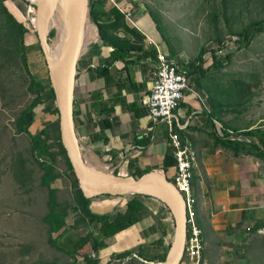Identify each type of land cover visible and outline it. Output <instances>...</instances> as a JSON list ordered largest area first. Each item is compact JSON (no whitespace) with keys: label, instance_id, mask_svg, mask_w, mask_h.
I'll return each mask as SVG.
<instances>
[{"label":"rangeland","instance_id":"obj_1","mask_svg":"<svg viewBox=\"0 0 264 264\" xmlns=\"http://www.w3.org/2000/svg\"><path fill=\"white\" fill-rule=\"evenodd\" d=\"M100 1L109 6L115 2L125 11H131L132 20H127V24L136 27L140 33L136 20L141 15L146 16L153 24V31L159 35L158 44L163 52L169 57L197 63V68L207 69L201 77L202 88L197 89L190 79L188 91L191 88L197 90L203 97L215 102L210 110L220 119L225 117L223 121L214 122L218 131L250 126L264 130V0ZM6 5L7 9L0 2V264H85V255L93 261L92 264L158 263L159 258L170 251L167 243H173V221H170L169 241L164 247L156 245L155 241L147 243L144 248L132 245L133 254L119 257L118 251H123L125 247L119 244L108 246L104 242L100 244L103 241L100 229L104 225L93 223L80 214L77 198L79 180L69 165L67 153H60L57 162L50 168L55 178L49 183L44 182V156L34 149L31 136L19 129L17 119L37 96L34 82L42 81L48 88L52 84L51 79L50 82L45 80L49 67L37 53L35 4L31 0H8ZM250 24L259 30L255 32L251 44L244 46V35L241 33ZM53 30L54 35L49 32L48 38L50 50L55 52L54 43L59 31L57 27ZM113 33L126 37L136 45L142 46L145 40L134 38L121 29ZM97 38L98 30L92 25L84 54ZM224 41L228 42L226 46H223ZM102 47L101 52H106V46L103 44ZM202 48L206 49V53L199 60ZM212 49H216L217 60L222 63L218 67L212 65ZM48 105L49 100L44 95L35 108L33 133L50 118L46 112ZM58 133L55 129L50 130L47 138L52 142L54 151L61 148L57 141ZM223 141L227 143V148H251L259 155L262 151L261 158L264 160V148L257 142L243 146ZM85 148L86 145H83L82 155L89 161ZM106 162L110 164L112 159ZM173 176L170 175L169 179L172 180ZM257 180L261 184V201L257 199L256 204L262 206L264 214V174L257 176ZM51 190L55 191V212L67 221L52 235L45 220L52 211ZM261 226L257 233L245 235L235 242L224 240L225 231L221 237L206 229L205 255L209 264H264V220ZM81 237H87L88 242L82 248H74V243ZM92 243H98L99 248L94 249Z\"/></svg>","mask_w":264,"mask_h":264},{"label":"crops","instance_id":"obj_2","mask_svg":"<svg viewBox=\"0 0 264 264\" xmlns=\"http://www.w3.org/2000/svg\"><path fill=\"white\" fill-rule=\"evenodd\" d=\"M136 22L142 34L146 36L142 46L149 49L157 44L160 48L159 35L153 31L151 21L141 15ZM91 28V23H88L84 51L88 48V36ZM102 45L103 41L100 37L94 39L91 42L90 50L82 56L83 63L78 64L76 86L79 87V91L75 95V100L82 108V114L77 122V132L82 144L87 147L85 152L90 162L86 161L97 169L114 170L123 177L133 176L132 172L138 170L157 169L164 172L169 178L170 175L175 174V164L164 165L165 156L168 153L173 156V148L168 139V125L165 122L151 121L144 104L152 87L157 57L137 59L136 56L135 63L128 66L131 79L139 89L134 90L127 85V88L123 90V95L127 99L126 103L134 102L141 111H145L142 117L137 118L134 112L128 111L121 106L120 102H117L115 107L117 120L112 119L113 126L111 128L104 129L101 122L102 117H99L95 112L91 116L94 122L88 121L87 111L84 112L86 105L90 106L92 102L99 101L101 95L104 101L111 105L115 96H119V89L115 81L118 80V77L125 79L127 76V72H117L115 64L106 62L109 52L108 50L101 52V48L104 49ZM106 65L109 68L111 83H108L104 76L98 74V68ZM87 91L90 92V95L86 94ZM214 104L215 102L208 100V97H203L200 92L191 88L186 91L177 113L181 122L187 123L186 129L181 130L184 141L190 142L198 154L192 186L197 198V218L204 229V234L206 229H211L222 237L225 231L224 240L235 242L245 235L257 233L262 228L264 214L262 206H258L256 202L261 201V184L257 180V176L261 177V174H264V160L261 158L262 155L256 153L254 149L238 147L240 149L236 151L233 148H227L224 139H218L217 125L211 122V119L214 122H220L225 117L221 116L220 119L215 116L209 108ZM217 110L220 112L221 109L217 108ZM221 112L223 114L222 110ZM162 127L165 128L162 130ZM232 128L238 132H244V134L245 131L255 129L252 126ZM96 134L103 136L94 139ZM250 138L253 143L257 142L255 137ZM257 144L262 146L260 142ZM240 145L247 146L249 144ZM109 159H112L110 164L106 162ZM172 160L175 161L174 157ZM114 163L116 164L110 168V165ZM133 199L141 202L143 206L135 211L138 216L139 214L141 216L135 221L129 222L127 218L133 216H131L132 211L129 210L128 203ZM90 207L93 212L98 214L109 213L110 222L122 220L126 224L115 234L104 239V243L108 246L119 244L120 247H125L123 251L132 250L136 245L144 248V245L157 241L162 235L169 241L170 221L175 224L173 212L168 209L166 203L154 195L146 196L144 193L104 194L92 198ZM165 211L169 213V216ZM255 228L260 229L254 231ZM136 242L138 243L136 244Z\"/></svg>","mask_w":264,"mask_h":264},{"label":"trees","instance_id":"obj_3","mask_svg":"<svg viewBox=\"0 0 264 264\" xmlns=\"http://www.w3.org/2000/svg\"><path fill=\"white\" fill-rule=\"evenodd\" d=\"M0 2L3 5V7L7 9L6 2H8V0H0ZM33 6L36 8V5H33ZM88 18L90 20V21L88 20V23L92 22V24L97 28L98 36L103 41V44L106 46L109 52V57L107 58L106 62L115 64V66L117 67V72H120V71L127 72V76L125 77V79H121V77H118V80L115 81V84L117 85L119 89V96L118 97L117 95L115 96L113 103L111 105H108L104 101L103 96L101 95L99 101L92 102L90 106L86 105V108L84 111V112L87 111L88 121L94 122L91 116H92V113L95 112L99 117H102L101 122L103 124L104 129H109L113 126L112 119L117 120V116L115 115L116 114L115 107H116L117 102H120L121 106L127 109L128 111L134 112L137 118L143 116L145 111H141V109L134 102L126 103L127 99L123 95V90L127 88V85H129L134 90L139 89V87L131 79V76L128 72V66L135 63L136 56H137V59L156 58L157 53H158V47L156 45H153L149 49H145L141 45H136L137 43H131L130 40L127 39L126 37H120L118 35H115L113 31L115 32L121 29L127 33H130L134 38L145 39V35L140 33V31L136 27H131L127 24V19L125 17V14L118 7H116L115 4H112L111 6H109L100 0H89ZM22 26L23 25L20 24L21 28ZM156 27L159 30V27L157 25ZM21 28H20V31H21ZM53 29L50 32L51 35H54L55 33ZM257 30H259V28H256L253 24H250L249 28H247L244 32L241 33V35H244V40L242 42L244 46H249L251 44L253 37L255 35V32ZM36 36L39 42V49L37 53L41 57H43L44 61H46L45 54L40 45L37 32H36ZM22 47L24 48V46ZM215 52H216V49H212V53H213V64L212 65L218 67L222 63L221 61L217 60L218 55H216ZM205 53H206V49L202 48L199 53L198 59L201 60L203 56L205 55ZM227 57L230 58V56H227ZM26 59L28 58L26 57ZM83 60L84 58L82 57V59L79 61V65L83 63ZM179 60L185 63V66L189 73L191 81L196 85L197 88H202L201 77L207 73V69L197 68L198 67L197 63L189 62L186 59L179 58ZM89 63H92V61H89ZM98 74L100 76H104L106 80L108 81V83H111V80H110L111 76L109 74V68L107 67V65L104 67L98 68ZM45 80H48L50 82L49 71L47 75L45 76ZM34 84L36 86L37 96L32 101V103L26 109L22 111V113L17 119V125L21 131L27 132L31 136L34 149L39 150L41 154L44 156V159H42L43 161L42 163L46 169V173L43 176V180L45 183H49L52 179L55 178V175L50 171V168L53 166V164L57 162V157L60 153L66 154L67 152L61 140L60 127H59V109L56 105V96H55L54 89L52 85H50L48 88V86L43 84L42 81H35ZM78 91H79V87L76 86L75 95L78 93ZM86 94L90 95V92L87 91ZM44 95L49 100V105L46 108V112H48L50 118L48 117L44 121V123L41 125V127L33 133L31 129L36 122L35 108L40 102V99ZM81 109L82 108L80 107V105L76 103V100H75L74 114H75L76 123L80 120L79 117L82 114ZM211 122L214 123L212 119H211ZM53 129L59 132L58 140H57L61 147L59 151H54L52 142L47 139L50 134V130H53ZM216 135L218 139H222L221 137H219L218 131ZM245 135L253 137V138L255 137L257 139V142H260L264 148V130H261L260 127L256 129H251L249 131H245ZM102 136L103 135L101 134L100 135L96 134L94 135V139L102 138ZM224 143L227 144L226 142ZM232 148L235 149L236 151L240 149L238 147H232ZM260 154H262V151H260ZM173 157L174 156H172V154L168 153L165 156L164 165L165 164H168V165L175 164L176 161L172 160ZM67 160L69 162V165L71 166V169L73 170L72 164L68 157H67ZM147 172L149 171L138 170L136 172H132V175L141 177ZM115 174L117 173L115 172ZM50 195H51L50 206H51L52 211L50 214H48L45 217V220L49 223V232L52 235L54 233H57L61 228H63L67 224V221L63 215H59L58 213L55 212V204H54L55 191L51 190ZM146 196H149V195H146ZM77 198H78V204L81 208L80 214L85 219L88 218L93 223L96 222V223L102 224V226L104 225L100 229V231H103L102 233L103 241L100 244H103L104 239L106 237L115 234L119 229H122L126 225L125 223H123L122 220H120V222L119 221L110 222L109 219L111 218H110L109 213L98 214V213L93 212L90 207L92 198L85 197L79 185L77 188ZM141 206H143V204L135 199L131 200L128 203V208L130 211H132L131 216H133L132 218H127L129 222H133L139 216H141V214H139L138 216V214L135 213V211L138 210ZM259 229L260 228H255L254 231H257ZM51 241H53V243L56 244L54 239H51ZM87 242H88L87 237H81L78 239L77 242L74 243L73 247L82 248L84 244ZM154 243L158 246H163L165 245V243H167V239L164 235H162V237L159 238ZM167 244H169V247L172 246V244L170 243H167ZM92 247L94 249H98L99 244L92 243ZM131 254H133L132 250H125L123 252L118 253L117 255L119 257H127ZM167 255L165 257L163 256L159 258L160 259L159 262H164L167 258ZM85 258L87 259L85 264L93 263V261L87 255H85Z\"/></svg>","mask_w":264,"mask_h":264},{"label":"water","instance_id":"obj_4","mask_svg":"<svg viewBox=\"0 0 264 264\" xmlns=\"http://www.w3.org/2000/svg\"><path fill=\"white\" fill-rule=\"evenodd\" d=\"M34 4L36 5V32L48 63L51 85L54 89L56 105L59 109L61 140L72 167L77 174L79 187L84 196L87 198H94L104 194L127 195L135 193L153 195L150 191L146 190L148 186L158 185L162 187L174 199L176 204L175 209L170 206L175 217L174 240L169 251L172 254L171 264H181L186 245L188 227L186 198L165 173L154 169L141 177H123L115 174L113 170L110 172V175H107V172L97 169L83 158L82 140L76 128L74 106L75 87L79 71L78 64L85 52L84 47L86 44L87 23L89 20V0H74L69 49L64 65L57 74H53L49 63L50 43L48 33L45 29L46 6L43 3ZM92 168L96 171L97 177L99 178L97 183L91 182L88 178V172L91 171ZM170 253L167 256V260ZM166 261L158 262V264H165Z\"/></svg>","mask_w":264,"mask_h":264},{"label":"built area","instance_id":"obj_5","mask_svg":"<svg viewBox=\"0 0 264 264\" xmlns=\"http://www.w3.org/2000/svg\"><path fill=\"white\" fill-rule=\"evenodd\" d=\"M127 20H132V12L125 11L114 2ZM91 25H93L91 23ZM228 44L223 42V46ZM158 47V45L156 44ZM217 54V51H216ZM190 76L185 63L177 57H169L158 47L157 64L153 71V83L144 101L151 121L165 122L168 125L169 142L173 148L175 174L171 180L186 198L188 219L187 236L181 264H209L205 255L206 241L204 229L197 218L196 203L192 180L194 167L198 163V154L190 142L184 141L181 130L186 129L187 123H182L177 113L181 102L189 89ZM223 128V126H222ZM218 131L219 137L237 144H252L253 140L242 132L228 129Z\"/></svg>","mask_w":264,"mask_h":264},{"label":"bare ground","instance_id":"obj_6","mask_svg":"<svg viewBox=\"0 0 264 264\" xmlns=\"http://www.w3.org/2000/svg\"><path fill=\"white\" fill-rule=\"evenodd\" d=\"M33 3H43L46 6L45 11V29L49 33L54 27L58 28V38L54 43L55 52L49 49V63L53 74H57L62 69L69 49L70 37L72 31V20L74 12V0H31ZM57 11V17H56ZM58 21H57V20ZM107 175H110L108 173ZM88 178L91 182L97 183L99 178L96 171L91 169L88 172ZM153 195L163 199L169 206L175 209L174 199L160 186L150 185L146 188ZM170 253V252H169ZM168 253V254H169ZM168 256V255H167ZM167 260V258H166ZM172 254L165 264H171Z\"/></svg>","mask_w":264,"mask_h":264}]
</instances>
